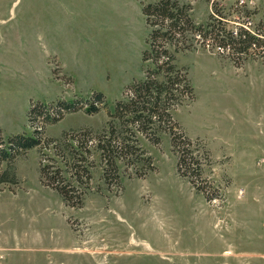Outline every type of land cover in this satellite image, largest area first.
<instances>
[{
	"label": "rangeland",
	"instance_id": "obj_1",
	"mask_svg": "<svg viewBox=\"0 0 264 264\" xmlns=\"http://www.w3.org/2000/svg\"><path fill=\"white\" fill-rule=\"evenodd\" d=\"M160 1L0 0V140L43 128L40 145L0 159V264H264V46L225 50L189 29L178 51L166 43L193 89L168 105L204 157L195 182L179 170L168 119L142 133L112 117L155 72L144 52L168 27H151L143 8ZM175 1L196 26L214 12L226 33L264 26V0ZM108 122L130 147L105 157Z\"/></svg>",
	"mask_w": 264,
	"mask_h": 264
},
{
	"label": "trees",
	"instance_id": "obj_2",
	"mask_svg": "<svg viewBox=\"0 0 264 264\" xmlns=\"http://www.w3.org/2000/svg\"><path fill=\"white\" fill-rule=\"evenodd\" d=\"M143 11L151 27L161 22V25L163 23L167 24L168 28L166 32H161V28L152 31L148 42L149 48L144 52V61L153 59L156 64L154 74L148 73L146 78L133 83L129 87L128 97L116 103L112 117L116 118L117 124L123 120L122 123L134 126V128L142 133L147 131V125L153 127V125L161 124L162 121L168 119L171 123L168 130L172 136L173 149L179 155V170L183 175L190 177L195 182L194 177H199L203 169L202 161L204 157L201 152H196L193 149L192 141L189 138L177 132L178 130L175 129L177 124L172 123L173 118L168 105L170 100L176 97L177 92L192 94L193 89L186 76L179 71L176 72V64L173 62L175 56L168 49L166 43L174 47V52L178 51L180 48L179 45L184 39L182 38L180 40V37H185L184 33L189 29L191 32H195L194 34L198 33L204 42L211 41L215 45H222L225 50L232 48L239 53L248 54L251 50L264 46V26L256 28V31H250L246 29L245 23L243 22L240 30L226 33L222 27L217 26L215 12L213 15L211 14L207 21L196 26L192 22V19L184 14V10L180 9V6L175 0L174 2L171 0H162L157 4L147 5L143 8ZM246 16L248 15L244 14L242 18L246 19ZM220 21L218 20V22ZM220 36H222L221 39ZM161 39H164V43L158 45ZM151 47L153 48L151 49ZM100 99L101 95L95 101L98 102ZM96 102H92L89 111H98L99 107ZM39 108L38 106H33L31 109L30 116L34 123L38 116L43 114V108ZM64 108L73 109L74 107L65 105ZM59 116L60 114L52 117L45 114L46 120L53 122ZM111 125L112 122H108L110 135H102L97 138V146L105 157L110 153L113 154L114 148L118 149L115 145H119L121 147L119 150L121 151H123L122 148L130 147V144H125L126 142L121 141L123 139L119 138V141H117L116 127ZM33 126L35 127V133L33 135L17 134L8 140L7 148L3 147V142L0 140V159L13 157L20 150L30 149L40 145L43 141V128L37 124H33ZM47 141L51 143L54 140L49 139ZM41 174L42 179L47 181L46 183L49 186L58 190L67 201L70 200V188L61 183L60 180H57V176L51 174L48 166L43 163H41ZM73 175L76 178L75 172ZM5 181H8L5 173L0 172V183ZM198 189L201 188L198 187Z\"/></svg>",
	"mask_w": 264,
	"mask_h": 264
}]
</instances>
